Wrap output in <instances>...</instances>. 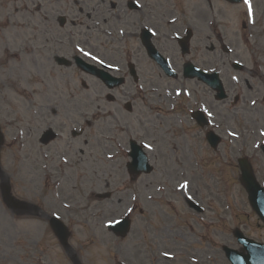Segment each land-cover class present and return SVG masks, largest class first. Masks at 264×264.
Masks as SVG:
<instances>
[{
	"label": "rangeland",
	"instance_id": "obj_1",
	"mask_svg": "<svg viewBox=\"0 0 264 264\" xmlns=\"http://www.w3.org/2000/svg\"><path fill=\"white\" fill-rule=\"evenodd\" d=\"M254 9H255V19L258 21V28H250L251 32L256 34L255 36H251L249 38V43L251 46L254 48L256 47L255 43L259 45V49H261V52L263 53L264 48V36H260L261 34H264V2L263 0H254ZM244 12V8L242 5L238 6H229L226 7L223 4H217L214 6V11L213 14H221L223 19L227 21L228 27L227 29L225 27H221V30L223 34L226 33V37L224 40L226 43H228L232 49H234V54L231 55L232 57H236L239 59H244L247 61V64L251 66L249 59H248V53L244 45L245 41V36L246 34L248 35L247 32H243V35H240L237 32V26L239 23L240 19V12ZM235 25V26H234ZM249 29V30H250ZM0 37H2V33L0 31ZM247 40V39H246ZM8 47L13 48L17 46L19 43L14 41L12 42H7ZM255 45V46H254ZM4 47L0 48V53L1 49ZM11 51L13 49H10ZM26 51H31V49H24ZM9 55L5 56L4 59V64L5 61L8 59ZM220 54L215 53L211 57L212 65L213 66H218L220 65L219 61ZM259 57H261L258 61L262 63V60L264 61V54H261ZM16 62V60L10 58L9 62ZM226 69L229 73H231V70L229 66H226ZM264 72V69H263ZM15 77V76H14ZM88 82V81H87ZM25 86V90H22L21 88H18L17 85L13 87V92H7L9 95V100L14 108H20L25 106L27 103L23 102V100L18 96L22 95L25 96L29 93V87L22 84ZM198 90V95L205 96L206 99L204 100L206 103L211 105L213 108L214 113L217 115L219 118L221 116V113L224 112L223 109L219 108V105H215L211 103L208 95L204 94L206 93V90L199 85L196 87ZM94 93H96V85L93 87ZM89 94V95H87ZM96 94H93L91 92L85 93V103L88 105V109H85V117L90 118L96 117V111L97 117H104V113L101 111L103 110L98 109L96 110ZM195 101H191V105L195 107ZM101 104V102L99 103ZM263 108L264 105H261L260 108V119H261V128L264 129L263 121ZM95 113V114H94ZM110 118V117H108ZM167 119H172L174 118L173 116H167ZM125 121V120H123ZM116 129H118V132L121 130L120 126H123L122 122L120 124L115 123ZM166 124L165 126H167ZM184 126H179V123L176 122L174 124L173 128H169L167 126V132L166 130H161L159 132V129L157 131H153L150 134L151 137H153L154 141L152 140L149 142L151 145L155 146V151L148 153L150 156V159L152 163L154 164V172L151 173L150 175H144L141 178H139L136 183L133 184L132 186V193L137 196V198L134 201H137V207H141L142 204H144V199H146V196L148 195H158L165 201H170V203L175 206L176 203L182 201V196L181 193H176L174 192V186L177 185V182L181 181L180 178H175L170 175L169 173V168H168V159H167V153L171 150L169 146L172 144V138L175 137L180 141V148L176 147L172 150H176V155H180V159H183V155L185 150L183 148L193 150L194 153V158L196 160H199L201 168H203L205 165L206 166H213L214 169L216 170L215 177L219 178L222 177V182L221 184H224L226 188L223 190L220 188L221 184L218 183V187L215 189H212L213 193H219V197H222L223 205H227V207L223 208L222 210L217 211V219H212L211 223V228L203 231L200 229H195L193 235L188 230H182L178 223L176 225H179V229H170L167 226L166 232L168 233L169 237H176L178 239H186L187 243L190 242V247L189 250L192 253V256L199 259L202 258L203 260L207 258L208 255L211 254V250L216 248L218 250V245L217 242H219L222 237L219 234V230H222V235L226 236L227 234L230 235L228 238H232V233L231 230L233 229V225L237 224L238 226L241 227V229L247 233L250 237L254 239H258L264 242V228L262 226V223L259 222L258 218L254 215V213L251 211L249 208V205L246 200V194L243 191L242 187L238 184V182H235L234 180V175L238 176L237 170L234 169L235 166V159L239 157V155H253L252 162L254 165V168L259 176L260 172H264V156H262L260 153H255V150L252 147V142L246 139L247 134H239L240 137L239 139L235 140H229L228 135L226 132L220 133L224 137V143L222 149H219L218 153L215 155H212L209 153V151L206 149L208 148L207 144L204 142L202 139L201 134L196 131V133L192 132V126L190 124H183ZM99 129H98V134L95 132V138L97 136L98 144L100 143L101 147H104L103 149L100 148L102 155L112 153L115 149L118 152H121L124 156V159L118 158L119 155L114 157V161L106 158L105 156H100L99 158L102 161V168L106 170V173H111L113 176V182L115 181L117 184L121 181L122 177L125 176V169H124V162L127 160L126 153L124 152L123 148H127L126 145V138H120V137H113L112 139H109L108 137L111 138V133L108 132L107 130V125L103 123V121H99ZM231 129V128H230ZM220 132V131H219ZM174 133V134H173ZM148 134V135H150ZM113 136V135H112ZM134 137V136H132ZM107 138V139H106ZM139 141L137 138L136 141ZM146 140V139H144ZM137 141V142H138ZM147 141V140H146ZM148 142V141H147ZM189 152V151H187ZM125 153V154H124ZM187 155V154H186ZM169 166L177 171L178 167L173 166L169 164ZM217 167V168H216ZM194 166L188 167V170H190L192 173L195 171L193 170ZM185 174H188V171L184 172ZM104 176L105 174L102 173ZM259 180L262 181V179L259 177ZM166 182L165 191H156L157 186H163L162 182ZM21 190L23 193L29 194L31 193L32 187L29 185L28 181L24 179V181L21 183ZM192 190L190 193L194 195V192H197L199 194L202 192L204 194V189H205V183L202 181H194L191 183ZM89 188V187H88ZM194 189V191H193ZM86 192V191H85ZM194 197V196H193ZM90 198H87V192H86V197L81 200V207L86 205V211L85 213L94 211V204L90 201ZM51 200V199H50ZM97 204V202H96ZM213 206H216L218 208L217 203H213ZM100 208H105L108 211H111L112 209L114 210V206H111L110 203H104L101 202L99 205ZM116 216L118 217L120 211H113ZM222 216V217H221ZM113 217L109 218L112 219ZM173 218V217H169ZM166 218V219H169ZM107 219V218H105ZM102 219H97L96 224H100ZM259 222V224H258ZM168 223H174L173 221H169ZM164 230V229H163ZM184 233V235H182ZM207 236L205 240V237ZM201 242L199 238H201ZM91 235L88 233V231H83V238L79 239L75 243V247L79 251V256L81 259L82 264H109L107 261V258H112L113 256V246L115 242L112 241V239H108V246L105 249L106 254H101L98 256L96 252V243L94 245L90 242ZM223 241V240H222ZM231 241V239H230ZM209 242L211 243L212 247L211 250L209 249ZM127 243V242H125ZM228 243L234 244L232 241ZM123 244V243H122ZM89 245V247H88ZM85 250V248H87ZM107 249H109V252H107ZM85 250V251H82ZM219 250H220V257L222 260H218L217 263L220 264H226V261H224L223 257L224 255L222 254L221 251V246L219 245ZM58 255L57 252H55V246H54V259ZM116 259H123L126 260L125 257L119 256V255H114ZM220 258V259H221ZM5 262V261H3ZM137 262V261H135ZM11 264V263H10ZM53 264H58V262H53ZM163 264H170L164 262Z\"/></svg>",
	"mask_w": 264,
	"mask_h": 264
},
{
	"label": "flooded vegetation",
	"instance_id": "obj_2",
	"mask_svg": "<svg viewBox=\"0 0 264 264\" xmlns=\"http://www.w3.org/2000/svg\"><path fill=\"white\" fill-rule=\"evenodd\" d=\"M0 1L6 2V1H15V0H0ZM39 1H41L43 5L49 6L48 12L51 15L52 14L53 0H39ZM61 1H62V5L64 7V10L67 11L65 14V16L68 19L67 25L75 28L77 33H83V32L87 33V30H84L80 26L81 23L84 22L85 19H90V21L94 22V21H96V17H97V18H99V21L100 20H103L104 22L108 21V23L111 24V19L114 18V14L113 15H106L104 10H109V8H108V4L106 3L105 0L103 2H102V0L98 1L97 3H96V0H72L74 4L80 3V4L85 5L90 12L89 14L82 13V10H79L78 13L71 14L69 12V9H70L69 3H68L69 0H61ZM109 1L110 0H108V2ZM114 1L117 4H119L121 7H123L124 3L126 2V0H114ZM136 11L141 13L142 9H139ZM109 12H110V10H109ZM124 12L125 13L123 15H116L115 16L116 19H118V21L122 24H128V23L132 22L135 17H137V22L135 23V25H136V29H138L140 21L143 20V14L141 13L140 15H136L135 17H133L132 13H129V11L125 8H124ZM93 33H96L94 25L92 26V29L89 30V34H93Z\"/></svg>",
	"mask_w": 264,
	"mask_h": 264
},
{
	"label": "snow or ice",
	"instance_id": "obj_3",
	"mask_svg": "<svg viewBox=\"0 0 264 264\" xmlns=\"http://www.w3.org/2000/svg\"><path fill=\"white\" fill-rule=\"evenodd\" d=\"M243 5L246 7V9H247V15H248V17L251 19V17L253 16V8H252L251 0H243ZM149 31H152L153 35L156 34L155 31L152 30V29H149ZM77 51L80 52L83 56L90 58L92 61L96 62L97 64H99V65H101V66L108 67V68H113V67H114V65H112V64H110V63L106 64L105 61H104L103 59H101L100 57L94 55V54H93L92 52H90V51H85L83 48H80L78 45H77ZM235 79H237V78H236V77H233V80H235ZM185 94H187V93H185ZM177 95H180V93L177 92ZM253 104H255V101H253ZM202 111H203L204 113H206L209 117L212 116V113L208 110L207 107H203V108H202ZM230 134H233V135H234V133H230ZM262 135H264V133H262ZM144 147L150 149V148H151V145H150V144H145ZM188 186H189V185H188V181H185L183 184L180 185V187H181L182 189H187ZM188 198H189V199H192L191 196H189ZM132 199L135 200L136 197H132ZM132 211H133L132 208H128L126 214H130ZM108 223H109V224H112V223H118V221H112V220H110ZM163 254H164L165 256H169V255H170V253H168L167 251L164 252Z\"/></svg>",
	"mask_w": 264,
	"mask_h": 264
},
{
	"label": "water",
	"instance_id": "obj_4",
	"mask_svg": "<svg viewBox=\"0 0 264 264\" xmlns=\"http://www.w3.org/2000/svg\"><path fill=\"white\" fill-rule=\"evenodd\" d=\"M251 193H253V187L251 188ZM259 200H264L263 198H252V203L254 204V206H256V208L259 210V211H261V213H263V210H262V208H261V206H260V201ZM244 258H245V260L247 261L248 260V258H246L245 256H244ZM246 264H248V263H246Z\"/></svg>",
	"mask_w": 264,
	"mask_h": 264
}]
</instances>
